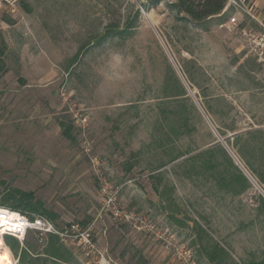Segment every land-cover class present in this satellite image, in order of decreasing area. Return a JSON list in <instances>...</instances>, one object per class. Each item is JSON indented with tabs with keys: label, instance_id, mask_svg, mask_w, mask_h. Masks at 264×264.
Wrapping results in <instances>:
<instances>
[{
	"label": "rangeland",
	"instance_id": "rangeland-1",
	"mask_svg": "<svg viewBox=\"0 0 264 264\" xmlns=\"http://www.w3.org/2000/svg\"><path fill=\"white\" fill-rule=\"evenodd\" d=\"M103 1L2 0L0 206L7 192L31 193L59 229L89 230L93 245L60 236L72 261L39 264H216V243L229 253L223 264H264V189L239 156L246 144L264 158L252 149L260 137L250 134L264 129V25L255 18L256 0L228 4L224 19L207 27L178 18L168 0L156 7L123 0L114 12H104ZM132 1L141 16L127 38L79 50L108 23L134 17ZM182 65L194 73L198 102L222 107L235 131L222 136L191 93L183 105L163 103L167 84L176 85L170 66L189 90ZM177 111L193 128L175 140ZM167 131L172 142L162 137ZM218 143L251 188L231 181L237 171L225 170L222 151L214 168L190 159ZM19 240L44 251L48 234L31 231Z\"/></svg>",
	"mask_w": 264,
	"mask_h": 264
},
{
	"label": "trees",
	"instance_id": "trees-1",
	"mask_svg": "<svg viewBox=\"0 0 264 264\" xmlns=\"http://www.w3.org/2000/svg\"><path fill=\"white\" fill-rule=\"evenodd\" d=\"M149 1L152 3V6L156 7L163 0ZM168 2L169 6L174 11H176V16L178 18L204 27H207L208 23L212 19L223 20L224 13L228 5V0H168ZM122 4L123 0H104L102 2V10L104 12L119 11L122 7ZM131 4L136 8V15L134 17H128L126 21H124V23L120 21L121 19L108 23L102 31L96 32L92 40H89L81 45L79 50L85 51L92 43H104L107 40L115 37L127 38V36L130 35L132 33V30L136 27L135 23L141 16V12L137 8V4L133 1L131 2ZM143 5L145 6V8L147 7L146 4L143 3ZM146 9L148 10L149 7H147ZM4 53L5 49L3 47L0 50V72H3L5 70V61L3 59ZM77 59L78 53L72 61L75 62L77 61ZM170 68L172 70V73L174 74L176 85L174 88L171 87L170 89V83H168L169 85L167 84V91L165 93V97L167 98V100H165L163 103L166 104L168 102H176L178 106L183 105V98L189 101L192 100L190 91L187 89L185 83L181 81L180 77L177 76L174 68L172 66H170ZM180 69L188 85L191 87V89H193L194 85L196 84L194 73L184 65H182ZM196 96L197 98H200L199 94H196ZM201 96L206 100L205 93ZM222 100L223 97H220V101ZM200 104L203 107V110H205L209 115L218 132L222 136L226 135V130L228 129L231 131L236 130L233 125H229V123L225 122V115L227 114V112L222 107L215 108L208 100L203 101ZM177 112L181 114V111ZM169 117L170 116L168 114H165L164 119L169 122ZM180 121V124L176 126V128L172 129L175 133V140L179 136L191 132L193 128L190 123V117L187 114H181ZM61 124L65 126L64 122H61ZM63 133L69 135V131L66 127ZM250 134L256 135V138H254V140L260 137L256 140L255 144H253L254 147H252V149L254 151H264V129H256L254 131H251ZM172 136L173 133L167 131L162 137L165 141L172 142ZM243 136L244 133H237L235 139L240 140ZM227 141L229 142V140ZM218 151H222L224 153L226 161V164L224 165L225 170L232 168L237 171V174L232 177L231 181L238 182L242 186L243 190L251 188V181L246 177L240 167L235 164L233 158L229 155V153L221 143L200 151L199 153L191 156L190 159L200 160V164L202 166L214 168L218 163L216 158V154ZM184 155H186V153H180L179 155L174 156L172 160H176ZM239 156L244 161L245 167L264 189V158L260 159V157H258L257 155L252 154L246 144L241 145L239 149ZM260 201L264 205V196L260 195ZM2 204L5 206L7 204V206L23 212L30 218L43 215L52 219V217L47 215L48 213H46L42 209V205L34 201L33 195L31 193L19 191L7 192V197L3 200ZM201 230L205 231L204 228H201ZM3 241L8 247L11 257L12 254H14L19 259V264H39L40 261H44V263H47L48 260H52L57 263H68L74 258L73 251H66V246L62 242L61 237L57 234H48L47 246L45 247L44 251H35L36 246L34 244H31L29 241H25L22 244L19 238L14 235H4ZM223 255L229 256V253L223 246L219 245V243H216V247L213 250L211 259L213 261H216V264H223L221 262ZM217 258L219 259L217 260Z\"/></svg>",
	"mask_w": 264,
	"mask_h": 264
},
{
	"label": "built area",
	"instance_id": "built-area-1",
	"mask_svg": "<svg viewBox=\"0 0 264 264\" xmlns=\"http://www.w3.org/2000/svg\"><path fill=\"white\" fill-rule=\"evenodd\" d=\"M240 1L243 2V0ZM228 4L229 6L239 5L238 0H228ZM1 5L2 0H0V6ZM249 13L251 14L250 11ZM231 22L235 24L237 22V17L233 16ZM0 230L3 232L2 235H14L19 239H24L31 231L39 232L41 234H57L62 237L71 238L80 235L87 243H89V245H93L89 230H82L78 224L71 225L70 230L72 232L70 233V230L67 228L59 229L54 221L47 216L39 215L30 218L23 212L9 206H0Z\"/></svg>",
	"mask_w": 264,
	"mask_h": 264
},
{
	"label": "bare ground",
	"instance_id": "bare-ground-1",
	"mask_svg": "<svg viewBox=\"0 0 264 264\" xmlns=\"http://www.w3.org/2000/svg\"><path fill=\"white\" fill-rule=\"evenodd\" d=\"M2 233L3 232L0 230V264H11L10 256L6 251V245L1 238Z\"/></svg>",
	"mask_w": 264,
	"mask_h": 264
},
{
	"label": "crops",
	"instance_id": "crops-1",
	"mask_svg": "<svg viewBox=\"0 0 264 264\" xmlns=\"http://www.w3.org/2000/svg\"><path fill=\"white\" fill-rule=\"evenodd\" d=\"M255 4L257 6L255 9V18L259 22V24L264 25V0H256Z\"/></svg>",
	"mask_w": 264,
	"mask_h": 264
},
{
	"label": "water",
	"instance_id": "water-1",
	"mask_svg": "<svg viewBox=\"0 0 264 264\" xmlns=\"http://www.w3.org/2000/svg\"><path fill=\"white\" fill-rule=\"evenodd\" d=\"M138 1V0H137ZM138 3L140 4V2L138 1ZM185 82L187 83V81L185 80ZM187 85H188V83H187ZM188 87H189V91H190V93L192 94V96L197 100V97H196V95H195V93L193 92V90L191 89V87L188 85ZM197 102H198V100H197ZM198 104L200 105V107L202 108V106H201V104L198 102ZM203 109V108H202ZM204 111V110H203ZM204 113H205V111H204ZM207 117H208V115H207ZM208 119H209V117H208ZM230 150V149H229ZM230 152H231V154L235 157V158H237L236 156H235V154L230 150Z\"/></svg>",
	"mask_w": 264,
	"mask_h": 264
}]
</instances>
